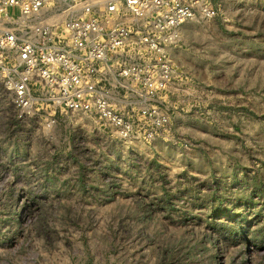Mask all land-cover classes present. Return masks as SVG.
<instances>
[{
    "label": "rangeland",
    "instance_id": "1",
    "mask_svg": "<svg viewBox=\"0 0 264 264\" xmlns=\"http://www.w3.org/2000/svg\"><path fill=\"white\" fill-rule=\"evenodd\" d=\"M172 52L169 138L18 119L0 83V264H264V0H209Z\"/></svg>",
    "mask_w": 264,
    "mask_h": 264
},
{
    "label": "built area",
    "instance_id": "2",
    "mask_svg": "<svg viewBox=\"0 0 264 264\" xmlns=\"http://www.w3.org/2000/svg\"><path fill=\"white\" fill-rule=\"evenodd\" d=\"M209 0H0V83L18 119L97 117L124 141L167 139L172 52Z\"/></svg>",
    "mask_w": 264,
    "mask_h": 264
}]
</instances>
